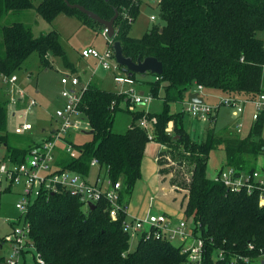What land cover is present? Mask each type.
<instances>
[{
	"label": "trees",
	"instance_id": "obj_1",
	"mask_svg": "<svg viewBox=\"0 0 264 264\" xmlns=\"http://www.w3.org/2000/svg\"><path fill=\"white\" fill-rule=\"evenodd\" d=\"M66 1L83 6L104 20H111L118 11L116 35L110 46L120 42L124 56L135 62L153 57L163 64L162 75H139V80L138 75L132 76L148 87L154 100L163 93V109L158 114L133 112L128 130L116 133L115 114L123 102L127 103L126 96L90 82L82 109L93 131L92 139L76 144L78 158L61 152L58 165L89 177L91 163L97 159L113 183L122 182L121 201L129 207L142 177L148 145L155 142L164 146L157 157L159 176L163 182L171 176L174 190L186 193L182 196L183 215L191 222L195 236L204 242V264H253L264 253V189L232 192L209 178L207 170L211 152L220 147L226 153L225 167L246 173L257 170L249 157L256 160L264 155V110L245 137L237 132L229 136L217 133L212 117L205 138L196 141L185 124L188 115L183 111L172 113L171 105L183 103L194 85L236 99L255 100L264 94V40L258 37L264 31V0H158L161 23L141 38H133L130 31L142 2L0 0L1 77L22 69L33 53L38 54L45 67L51 65V56L60 57L65 66L73 67L58 31L37 37L31 26L23 22L2 26L6 16L36 10L49 23L63 14L76 17L94 30L96 26L104 29L78 9L70 8ZM120 68L129 74L126 68ZM149 75L153 81H145ZM7 101L0 96V147L6 148L13 161L22 162L34 144V136L17 135L23 140L13 144V134L7 129ZM145 116L157 119L152 140L138 123ZM171 122L174 129L168 134ZM186 173L190 177L186 178ZM108 208L103 201L86 210L77 198L66 193L35 202L24 216L30 225L34 259L39 257L46 264H186L181 246L156 238L153 233H143L131 251V236L124 230L127 211L113 220ZM4 242L5 239L0 240L1 245ZM4 263L5 258L0 256V264Z\"/></svg>",
	"mask_w": 264,
	"mask_h": 264
},
{
	"label": "built area",
	"instance_id": "obj_2",
	"mask_svg": "<svg viewBox=\"0 0 264 264\" xmlns=\"http://www.w3.org/2000/svg\"><path fill=\"white\" fill-rule=\"evenodd\" d=\"M133 1L148 3L156 0ZM151 19L156 20L155 16H152ZM103 34L108 39L107 30L104 29ZM81 56L85 59L95 60L97 68L113 73V80L117 85L128 86L126 90H120L119 93L126 96L130 107L131 105L147 106L154 101L150 93L136 91V80L121 70L115 59L113 47L109 46L105 51H99L93 47L86 48L81 51ZM2 78L9 87L8 117L11 120H18L13 134L33 135L35 131L38 133V136L34 138L33 146L22 162L13 161L12 157L7 155L6 148L0 147V193L17 195L15 206L21 213L19 219L13 221L14 228L11 234L5 237V241L11 243L13 247L11 254L4 257V264H27L26 256H29V259L36 264H46L39 257L35 260L30 251L32 248L30 225L24 216L35 202L48 199L57 193H66L77 198L86 210L105 201L108 203V211L113 220H117L122 211H127L124 230L130 236L139 238L143 233H153L156 238H164L172 243L179 241L182 254L186 256V264H204V242L195 236L193 227L190 225L191 222L184 215L174 227L171 216L166 213L156 215L149 212L144 218L129 216L128 207L121 201L122 182L113 183L107 177V173L101 170L97 159L91 163L92 169L99 170L94 181H91L90 176L85 177L58 165L61 152L72 158L79 157L80 152L75 148L77 142L73 136L90 131L82 109L83 97L90 84L88 80H84L82 76L73 72L62 74L59 103L52 115V122L47 128L38 132V127L28 120V116L34 113L38 101L30 95L25 86L21 85L16 74ZM204 91V87H197L198 95H202ZM247 104L255 106L253 115L255 122L261 111L264 110V94L255 100L224 97L218 105L188 101L184 104L183 112L190 118L205 123L210 122L222 107L229 108L235 118H240ZM156 122L155 117L147 118L146 116L138 122L142 129L149 132L150 140L153 138ZM167 133L172 134L173 131L167 128ZM213 180L223 183L232 192L242 190L251 192L256 188L264 189V173L259 170L246 173L232 167H225L219 170ZM263 204L264 197H261V205ZM250 248L253 249V246ZM257 260L259 264H264V253L253 263Z\"/></svg>",
	"mask_w": 264,
	"mask_h": 264
},
{
	"label": "rangeland",
	"instance_id": "obj_3",
	"mask_svg": "<svg viewBox=\"0 0 264 264\" xmlns=\"http://www.w3.org/2000/svg\"><path fill=\"white\" fill-rule=\"evenodd\" d=\"M156 1H151L148 3H143L140 8V12L133 22L130 36L133 38L143 37L149 29L154 25L160 24V9ZM37 4V2H36ZM151 16H155L156 20H152ZM14 22H23L31 26L35 36H40L41 34H46L51 31H58L62 40L64 49L71 61H75L79 58L78 52L83 49L94 47L99 51H104L109 48L112 40L106 39L102 32L104 29L100 26H96V30L92 29L89 26L82 24L74 16L59 15L52 23H49L42 19L36 10L22 11L14 15L6 16L2 21V26L9 25ZM259 38H264V31L258 33ZM3 40L1 28H0V44ZM51 65L45 67L41 64L39 56L37 53H33L24 63L22 69H20L15 74L19 78L21 85L25 86L26 89L30 92L31 90H39L40 92L37 95L38 105L34 109V113L28 116V120L38 127L39 132L41 129L46 128L49 124L51 115L55 112V108L59 99V81L62 76V70H64L63 60L60 57H50ZM85 69V68H84ZM128 75V74H127ZM129 76V75H128ZM112 74L109 75L107 80V85H102L105 90H114L117 87L116 83L113 84ZM130 77V76H129ZM141 76L138 75V80ZM145 81H153L154 77L147 78ZM125 90L128 86L123 87ZM140 89L145 92H149L147 86L141 85L136 81V91ZM197 89V86H193L191 91ZM142 93V92H141ZM2 94V95H1ZM0 96L3 101L9 100V87L4 82L3 78L0 76ZM161 98H163V93H161ZM208 97V96H207ZM155 99L152 103L147 106H128L127 103H122L115 114V122L113 126V131L116 133H125L129 126L132 123V113L136 111L143 110L145 113L149 112L150 114H158L162 112L163 109V99ZM207 103H211L208 98H206ZM8 102V101H7ZM130 104V103H129ZM23 108L22 105H20ZM181 109L180 104H173L171 106L172 112H179ZM225 115V118L229 116V110L223 109L220 117ZM215 117V116H213ZM16 119L8 121V131L10 134H13V130L17 124ZM186 127L191 133V137L196 141H202L205 136L208 128L212 126L211 122H199L196 119L190 120L187 118ZM215 126L217 133L229 136L232 130L234 133L235 125L230 123L227 128H218ZM193 129L195 131H193ZM230 129V130H229ZM35 131V130H34ZM247 129L244 133L240 135H245ZM26 135V134H25ZM34 138L38 136L37 131L33 133ZM264 138V132H263ZM73 139L78 143H85L92 139V136L89 134H75ZM23 138L18 137L13 134V144H18L22 142ZM249 161L252 165L262 173H264V155L259 156L256 160H253L249 157ZM226 166V153L223 148H218L217 150L211 152L210 159L208 163L207 175L209 178L213 179L219 170ZM186 170V169H185ZM186 178L190 177L186 173ZM171 176H168L166 179L168 181L163 182V179H159L157 176V167L156 161L148 153L144 156L142 161V177L138 181L132 199L131 204L128 208L129 216L144 218L148 213L152 214H161L166 213L171 216L172 226L174 227L178 224L183 217L184 207L182 206V196L185 195V192H178L174 190L171 186L170 179ZM167 188V193L164 189ZM17 195L14 193H0V240L5 239L6 236L11 234L14 228L15 220L19 219L21 213L16 209ZM186 202H184V205ZM190 225H192L190 223ZM131 251H134L138 244V237L131 235ZM179 241H174V245H179ZM1 245V244H0ZM13 245L9 242H4V245L0 246V256L6 257L11 254ZM25 260L28 264H36L29 259V256L25 257ZM253 264H259L258 260Z\"/></svg>",
	"mask_w": 264,
	"mask_h": 264
},
{
	"label": "crops",
	"instance_id": "obj_4",
	"mask_svg": "<svg viewBox=\"0 0 264 264\" xmlns=\"http://www.w3.org/2000/svg\"><path fill=\"white\" fill-rule=\"evenodd\" d=\"M152 17V16H151ZM96 30V29H95ZM103 34V32H102ZM104 35V34H103ZM105 37V36H104ZM262 39V38H261ZM264 40V38H263ZM94 48V47H93ZM108 48V47H107ZM106 50V49H105ZM104 50V51H105ZM79 54V58L76 59L74 62L70 61V63L73 65V67H67L63 64L62 67H64V70H62V74L63 73H66V72H73L75 74H79L80 76H82V78L84 80H88L89 82H94L96 83L99 87H102V85H107V80L109 78V75L112 74L113 76V73H110V72H105L99 68H97V62L93 59H85L81 56L80 52H78ZM69 58V57H68ZM85 68V69H84ZM147 78H152V76H147ZM111 80H113V78L111 77ZM114 80H113V84H114ZM117 88L114 89V90H110V91H116V92H120V90H125L123 87L124 86H120V85H115ZM59 94H60V90H61V86H60V81H59ZM30 89V88H28ZM148 89V87H147ZM105 90V89H104ZM149 91V89H148ZM36 93H34L33 90H31L29 93L30 95L35 98L37 100V95L38 93L40 92L38 89L35 90ZM140 92H145L144 90L140 89ZM147 93V92H146ZM150 93V92H148ZM197 93V89L191 91V93H188L187 94V98L185 99V101L183 103L180 104V107L181 109L179 110V112L183 111V107H184V104L185 102H191L190 99H189V96L191 94H196ZM198 95V94H197ZM200 98H203L204 102L207 103L206 101V98H208V100L211 102V103H207V104H211V105H218L220 103V100L224 97H228L227 95H224L222 93H220L219 91H216V90H205L204 93L202 95H198ZM208 96V97H207ZM59 99V98H57ZM38 101V100H37ZM59 102H57L58 104ZM127 105L129 106L130 104L127 103ZM173 106V104L171 105ZM223 109H228L229 110V116L228 118H225L223 115L222 117H220ZM174 113V112H172ZM177 113V112H175ZM255 113V106L253 104H247L245 106V109H244V113L242 114V116L240 118H235L232 113H231V110L229 108H226V107H222V108H219V110L216 112L215 114V119H214V124L216 126H219L218 128H227L229 126L230 123H233L235 125V130H234V133L237 132L239 134L241 133H244L245 132V129H247L245 135H241L243 137L247 136L250 132V129L252 127V124H253V115ZM9 118L8 117V121H9ZM187 118H189L190 120H193L192 118H190L189 116H187ZM186 118V120H187ZM11 120V119H10ZM197 121V120H196ZM52 122V115L50 117V120H49V124L48 126L50 125V123ZM241 125V126H239ZM47 126V127H48ZM131 126V125H130ZM129 126V127H130ZM46 127V128H47ZM168 128L170 129V131H173L174 129V123L171 122L168 126ZM188 129V127H187ZM230 130V129H229ZM193 131H195L193 129ZM39 132V131H38ZM232 132V130L230 131ZM165 150V147L160 145V144H157L155 142H151L148 147H147V150H146V154L148 153L151 157H153L156 161V167H157V176L159 177L160 179V176H159V165H158V161H157V157H158V154L161 152V151H164ZM145 154V155H146ZM101 172V171H100ZM99 173V170H97L96 168H93L91 170V174H90V179L91 181H94L97 177ZM164 191L167 193V188L164 189ZM133 196V195H132ZM132 199V198H131ZM131 204V200H130V203H129V206ZM129 208V207H128ZM167 214V212H166Z\"/></svg>",
	"mask_w": 264,
	"mask_h": 264
},
{
	"label": "water",
	"instance_id": "obj_5",
	"mask_svg": "<svg viewBox=\"0 0 264 264\" xmlns=\"http://www.w3.org/2000/svg\"><path fill=\"white\" fill-rule=\"evenodd\" d=\"M67 5L72 9H78L82 13H84L89 19H92L94 22L102 25L105 30H107V37L109 40L114 39L116 35V29L114 26V23L116 19L119 16L118 11H116L115 16L111 20H104L96 13L86 9L85 7L81 5H71L68 1ZM113 50L115 53V59L117 63L126 68V70L129 71V76L132 77L133 75H141L145 76L147 74L151 75H162L163 73V64L158 61V59L153 57H148L145 59H139L138 61H134L132 58H128L124 56L123 48L120 42H115L113 44ZM189 99L192 103H204L203 98H200L197 93L191 94L189 96ZM85 134L92 135L93 131L85 132ZM95 206H91V208H94Z\"/></svg>",
	"mask_w": 264,
	"mask_h": 264
}]
</instances>
